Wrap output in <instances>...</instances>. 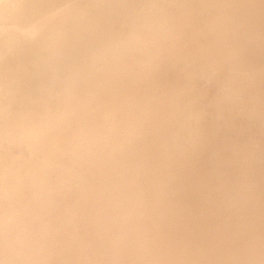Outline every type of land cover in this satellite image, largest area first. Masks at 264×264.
<instances>
[{
	"label": "bare ground",
	"instance_id": "1",
	"mask_svg": "<svg viewBox=\"0 0 264 264\" xmlns=\"http://www.w3.org/2000/svg\"><path fill=\"white\" fill-rule=\"evenodd\" d=\"M47 2L48 3L46 4V0H0V117H1L0 118V130L7 129L8 124H9L8 120L11 117L15 118L17 116H20L19 118H22L24 123L29 122L32 118H29L24 111L27 107L32 108L28 105L31 104V106H33L36 103L40 104L39 102L42 103L43 100H45L47 97H51L52 95L57 94L56 89H54L55 91L52 90L53 91L52 92L47 88L50 92H48L47 94L39 98L34 97L37 91H44V89L42 90L43 87L40 86V85H43L42 84L43 81L46 84H48V82L50 83L55 82V81H52L53 78H51V76L53 73L54 74L59 73L58 76H60L62 67L70 68L75 73L71 77L68 84L66 83L62 84V85H66L64 86L65 88L68 87V85H72V84L77 85L78 82L79 83L84 82L83 78L84 79L91 78V82L88 81V83L89 82L90 83L87 85H88L89 90H91L92 94H96L98 100L102 99L101 97H99V95L103 96L105 100L109 98L112 92H114V91H111L113 87L121 86L123 88L125 85H127L128 81L133 80V77L135 75L136 77H135L134 87L142 88L143 86L148 84L147 83L148 80L154 77H157L155 76L156 73L159 72L161 74L167 71L172 72L174 69L177 68V66L182 69L189 70V71H192L194 68L199 67L203 64L207 67L244 66L250 69L255 68V69H258L259 71L261 69L264 70V34L262 33L256 34L257 29H261L264 32V0H239L238 3L235 2V0H219V2H216V0H47ZM245 15L248 19L251 18L254 21V22H251V26L249 28L243 27ZM172 46H175L177 49L175 53L173 52V50H171ZM129 53H132L131 55L133 58H134L133 54H135L136 56V53H137V58H135L136 61H141L140 56H142V63H140L141 64L140 69H141V73H143L144 76H141V75L139 76L140 72L138 71L135 72L132 66H128V63L131 64L130 62H127V59L131 56ZM130 59L131 58H129V60ZM118 63H123V64L127 63V64L125 65L126 67L123 66L121 68V66H119ZM114 64H117V66H119V68L121 69H119L118 67L117 69L116 67H114L115 69H110L109 67H111ZM102 73L103 75H101ZM159 73L157 74L158 76H159ZM225 74L226 72H224V75ZM233 77L234 79L235 78L237 79L235 75ZM39 79H41L42 82H38ZM238 79H239V76H238ZM241 80L243 79H240V81ZM246 81L248 82L249 79L248 80L246 79ZM57 82H56V85H57ZM231 82L232 83L230 85H234V86H230L231 91H226L225 93L221 92V94L217 93L216 96H214L215 94L214 93L212 95L213 97H210L211 100L203 99V101H201L203 102L202 104L207 106L204 109L205 111L204 113L209 115L207 119L210 117V114H211V115H214L215 120H217L220 123V125L222 126L226 125V127L223 130L227 132L228 134L229 133L231 134V132H233L234 129L236 130L235 133L237 134L238 132L237 130L240 129L241 131L240 130L239 131L240 133L242 132V135L246 136L247 133L245 134V132L249 131L252 134H254L252 136L257 137V139L255 140L254 138L253 141L254 142L256 141L255 144L252 146H249V144L251 145L252 143V142L251 143L249 142V141H252L250 140L251 136L249 135V133L247 136H250V139L245 143L244 139L247 136L246 137L238 136L239 138L237 137L238 139L236 140V137L235 138L233 137V135L236 136L235 133L233 132L232 137H233V141L234 139L235 141L234 142L230 141L229 144L232 142V144L230 145L227 144L229 147L227 150L226 148L224 149L225 152H223L222 150L221 154L219 153L220 155L218 156V153H217L219 152L218 148L222 146L220 145L218 148L216 147L217 150L215 149L217 156L214 155L216 156L213 159L215 161V158H216V164L214 166H216L219 169V172L213 171V172H210V174H205L204 172L207 169L205 170V167L203 166L204 165L212 166V163H215V162L208 160L211 162V164H209L210 162H206L207 164H204L202 166L206 158H203L204 160L202 159L203 161H201L200 157L202 156V154L199 155L200 156L199 157L197 152L193 149V147L191 149V147L186 145L187 148H190V150L188 149L189 151L185 149L186 146L184 148L182 147L186 151L180 150L182 152L181 154L176 153L178 151H172L171 150L172 147L169 149L170 146L176 145L175 143H177V145L179 144L178 143L180 141V140L178 141L179 137L173 138V139H177V141L175 140L176 141L175 142L173 140L174 143L172 145L168 142L170 139L168 140V137L166 138L165 136L166 143L168 142L170 145H168V148H165L167 146H163L165 148L164 149L162 147L164 150L161 148L162 149L161 151L154 152L153 154L151 152L150 154L149 151H144L145 153H147V154H144L143 152V154L146 156H144L142 153L139 152V154L142 157H140V159L138 157V160L141 161L142 160L141 158H143L145 161H147L145 162L147 164H145L143 161L142 162L144 164L141 162L142 165H147V166H144V167H147V169H148L149 164H152L151 166H155L152 163L154 162L153 161L154 159L158 161L159 163L163 159H166L171 163L178 164L176 167H172V168L168 167V169L166 168V170L171 174L170 176L163 178V176H160V174L159 175L157 174L156 176L152 178L149 177L150 181L156 180L154 184H152L154 185L155 190L152 185H151L152 187L150 188L151 190L152 188L154 190V192L152 193H154V195L155 193L157 195L161 194L162 196L161 198L163 200L162 204L160 203L161 206L160 204L158 205L159 201L157 200L158 201L157 205L161 208L156 207L158 210L157 211L154 210L156 214H153L154 215L153 217H155L157 220L158 218L157 214H160L159 213L160 211H161L162 216H166L168 218L174 214L180 217L174 220L175 222L177 221L176 223L171 222L170 219H172V217L169 219L167 218V220H165L166 223H169L168 225L167 224L166 225L172 227V229L170 228L171 229L170 231L169 230L167 232L165 231L166 234L161 235L160 238L159 237L157 238V236L159 235V232L161 231V229L159 231V227L163 223L162 222L163 220L161 219L162 216H160L161 217L160 219L162 221L160 223L159 222L160 219H158L159 220L158 222L160 225L158 226V229H156L159 232H157L158 234L156 235V237L153 236L156 239L153 240V238L148 237L149 240L144 241V239H146L145 237L148 236V234H145L147 233L145 232L147 223H143L141 221L144 219L142 217L144 215L141 209L145 206L147 207V205L148 206L150 205V204H145L147 203V200L149 198H152V203H154L153 199L155 198L158 199V197H151L153 195L152 193H149L148 195V191H150V189L148 190L149 187L147 188L148 191L145 189H144L145 191L143 189L141 190L144 192L147 191V195H138V194H142L141 191L140 193L138 192V194L134 193L133 197L135 199H139L138 201H140V203L142 202L141 204L139 203L140 205L139 204L135 205L134 203L132 205L124 204V206L126 207L124 208V210L122 209L123 212H120L118 215H116V218H105L106 216L103 218V212L99 210L101 209L100 205L103 203V202L100 203V197H105V195H103V193L101 194V192H104L103 187L108 181L107 178L109 176L111 180L115 178V175H114L115 170H113L114 168L109 169L110 167H108V169H106L105 167L107 165L105 164L107 163L106 162L107 159H105V162H103L105 165L103 166L106 169L105 172L107 173V176L106 174L101 175L102 178L99 177L101 179H96L97 180L96 182H92L95 184H92V186H90V183H89L90 179H89V175L87 174H84V177L80 178L79 180H72L68 177V175H67V178H62L63 176L59 178L60 177L59 174L55 173L57 175L54 178H56L57 182L53 181L50 183H46V180L52 178V176H54L53 173L56 170L58 171V169L54 170L55 164L51 165V168H49L47 161H44L42 159H36L34 157L35 158L34 164L36 168L40 162H44V164L39 168L41 170L37 171V172H40L38 176L32 175L33 181L35 180V182L37 183L35 185H39V189H38L40 191L39 198H36L37 199L36 200L32 197L34 199L32 201V199H28V196L31 193H26L27 191L25 190H14L12 185H10L11 183H10L9 177L11 174H13V169L16 170L17 168L19 170L22 168H26L28 166L29 161L31 160L30 155H28L27 153L32 154L30 153L31 151L28 150L30 149L31 146L27 148L28 151L24 150L25 152L27 151L26 154L24 152H23L24 154L21 153L23 149L25 148V145L28 146V144H25L26 142L25 140H20L18 144L15 141H13L11 146L8 147L9 148L8 151L0 154V184L2 183L4 179H5L4 180L5 182L2 183V185L4 184L6 185L7 181L9 182L8 183L9 185L7 184L9 187L8 189H4L5 186L4 188L0 187V189H4L3 192L5 191V193H7L5 196L2 195L3 196L2 200L5 197L6 202L10 201L13 203V206L11 205L13 207L12 208L8 204H6L5 201H3L6 204V206L8 205L7 207H4V208H9L8 209L9 211L11 210L10 208H12V210L10 212L6 210L8 212L7 219L4 220L5 218H2V220H4L5 222L3 221L4 223H0V241L1 242L4 241L6 244H8L9 240L13 241V239L15 240V238L19 239L18 237L26 239V241L28 240L26 245L28 243L32 244V248L29 247L31 249H29V252L26 253L27 255L25 254V256H27L26 258L30 260V262H26V264L27 263L28 264L38 263L39 264L40 262L41 264L46 263L45 262L46 260L44 261L39 256V252L40 251L42 252V250L46 249L47 246L50 247L51 244L49 245L47 244L51 242V240L53 241L56 238L57 236L56 234H58L56 232L58 229L54 228L53 226H56L57 223L61 220L62 221L61 223L62 224L65 223L66 226L69 224V228L67 227V229H64V231L71 230L73 227L70 229V226L75 225V218L71 216L73 214H69L71 212L68 213V210L66 207V210L64 209L65 211L63 212L64 214H62L63 217L60 216L62 219L60 220L58 219L56 225H53L52 223L53 225L52 226L51 222L46 223L47 221L45 223L42 222V224H40L38 220L36 221L35 224L39 223L37 225L41 226L45 224V226L46 225L48 226V227L44 226V228L50 227L49 229H51L53 227L55 229L54 230L52 228V230H50V231H53V233L52 232L50 233L51 235L56 233L55 236L53 235V238H51L52 236H48L47 238V236L45 237L44 235L45 239L47 238L49 240L51 238V240L49 241L43 239L42 232L44 233V230L41 229L42 227L39 228L40 231H37L38 230L37 228L35 231L36 233L33 234V231L32 232L30 231L31 233H29V231L25 229V225H23V223L26 222L28 224L29 222H31L29 220L34 221V218L32 217H36L35 214L36 213L38 214L37 210H40L38 209L37 206H41V205L47 206V204H52L54 202L53 200H52L53 202L51 203H45V202L47 198L48 197L50 198L51 196H53L52 194H54L57 190L70 188V191H71L72 186L74 187L76 186L80 188L79 190L77 189L78 193L79 192L82 193V191L80 190L84 191L83 197L91 196L90 198L88 197L89 202H85V201H88L87 198L86 197L82 198L81 196L82 201L78 200L77 203L80 205L84 204L83 207L87 203H89L87 205L91 207V210L90 209H87V210L91 212V215L93 214L92 217L94 216V218L92 219L87 218V219L89 221L90 220L92 221L94 219V221L96 222L94 226L98 227L100 225V227H102L101 228L102 231H100L101 233L105 230L108 231L113 226L117 228L118 226H120L121 222L126 218H128L132 222L134 220L135 223H133V225L134 226L136 225V226L133 227V225H131L132 226L131 228V226H129L130 224H132L131 222L128 225L129 228H127V230L131 229V231L129 230L126 232L125 229H123L124 231L119 230V238H120V235L126 236V234L127 235L131 234L134 237L136 234L139 235L142 232L143 233L145 232L144 234L142 233L143 235H145V236L142 235L144 238L135 237L137 244L135 246L133 245L134 247H131L130 250L132 251L131 253L132 257L131 258L129 256L128 257L130 258V260L132 259V261H128V262L124 261L125 259L123 258L121 259V254L124 255L123 254L124 252L121 253V251H117L121 253V254L118 253L120 254V257H119V255L115 252L116 250L114 251V249L118 248L119 246L118 247L116 246L115 248H113V246L110 245L112 248H110V250H107L109 244L108 245L105 244L108 241L106 242V240L104 239L108 236L104 235L105 236L104 237L102 235L104 239L103 241H101V244H105L104 249L107 250L106 255H108V253L111 255L113 251L116 253V257H114L115 260L113 261L114 262L113 264H158V261L162 262V264H202L203 259L204 258L206 259V257H207V260L210 258H213V261H216V262L223 261V263L219 262L220 264H254L255 262L253 263L252 261L251 263V260L256 261V264H264V108L262 107L263 102L261 103V101L259 100V98L263 95V94L262 95L260 94L264 92L263 91L264 89H263V86H261L263 90L261 91L260 94L257 93L259 92L260 87L256 83H253L251 86L252 88H253V85L255 84L259 87V89H257L258 91L254 93L255 94L254 95L252 94V91H239V88L246 85L247 82L244 85H239V86H236V85L242 84L243 81L242 83L237 82V81H231ZM249 85H251V83ZM246 87L249 88L247 85ZM57 90H58V87H57ZM65 91H67V89H65ZM80 91H85V89H82ZM217 92H220V91H217ZM24 93L33 94V99L31 100V103L26 104L27 102L20 101V95H23ZM93 110H94V107H93ZM169 118L168 120L170 121ZM171 120L174 121L173 119ZM199 123L201 122L199 121ZM175 124H172V125L175 126ZM165 141H161V144H165ZM213 141H216V140H213ZM141 143H144V142H141ZM135 144L136 143H134V145ZM145 144H143V146H146ZM115 145L120 146L118 144H115ZM122 145L124 146L126 144H122ZM181 145L182 144H180L179 146ZM143 146L142 148L144 149ZM149 146H150L149 148H147L148 146H146L145 148H147V150L148 149L150 150V148L154 147V149H151L153 151L155 150V148L157 150V147H160L157 145H154V146L149 145ZM127 147L120 146L119 149H122L123 151H120V150L118 151V149L117 151H114L115 148H113L112 150L110 149V151L108 150L107 151L109 153L113 152V154H116L117 152H119L120 154L121 152L124 153V151H127L128 155H129L128 152L131 153L130 154L131 157L132 155H134L135 157L138 156L137 151H134V149L130 151L128 150L130 146L128 148ZM138 147L139 146H137V148L134 147L135 150H138ZM66 149H67L66 147L62 148V145H60L59 150L58 149H57L58 151L56 150L58 152L57 154L58 157H55V159L60 160L62 162L61 164L63 165L67 164L66 166L68 167L69 165L72 166L73 171L75 167V165L73 164L74 162L75 164L77 162H81V163H77V166L81 164L80 166L82 167V162L84 163V161H86L87 158L86 160L85 159L81 160L79 159V156L78 157L71 156L67 153ZM158 150H160V148H158ZM177 150L179 149L177 148ZM211 150L212 149H209V153ZM94 151H92V154ZM102 151H104L103 148L101 149V152ZM55 152H53L54 154L50 152V155L52 154L53 156H55L56 155ZM87 152L88 151L86 150L85 153ZM95 152H97L95 154L100 153L98 152V150H96ZM80 153L77 155L82 154ZM85 153L83 154V157H86ZM95 154L93 155L94 157L97 156ZM109 155L111 156V154ZM121 155L119 156V158L121 157ZM208 155L209 154H207V156ZM103 156H100V157H103ZM116 156L117 155H115V157L113 158L116 159ZM205 156L206 155L204 153L203 157ZM212 156L209 155V159L213 158ZM50 157H48V160L50 159ZM133 157L132 159L135 161L136 158L134 159ZM109 159H112V157ZM121 159H123V156ZM50 160H53L52 157ZM115 161L117 162V159ZM118 161L120 162V160ZM122 161L124 162L123 164H125V159ZM126 161H128V159H126ZM179 161H182L183 164L182 163L180 164H182L183 166L179 164ZM112 162H114V160ZM119 162H118V165H119ZM139 162L136 163V165L139 164ZM127 163H126V167H128L127 165L131 164V162L129 164ZM123 164L122 165L120 164V165L123 166ZM63 165H60L59 167H62ZM110 165H107V166H110ZM137 166L139 167L140 165H137ZM132 167L134 166L132 165ZM128 168H131V166H129ZM138 169L142 170L143 166ZM152 169H155V168H152ZM70 170L72 171V168H70ZM108 170L109 171L111 170L110 173H112V170H113V174H112L113 176H111V174L108 173L109 172ZM123 170H126V169H123ZM132 170L130 171L129 169V171L127 170V172L131 173ZM141 170H140V173L145 175L144 174L145 170L144 171L142 170L143 172H141ZM118 172H116L115 174H117ZM206 172L209 173L208 171ZM176 173L178 174L176 176H173ZM70 174H73V173H70ZM75 174L77 175L76 172ZM119 174L116 175L117 180L121 181L123 185H120L121 183L117 181L119 183V186L117 185L116 186L118 188L121 186V188H119V191L122 192V194H124V196H122L123 198L127 196L126 195L127 193L130 192L131 194L133 192L134 189L132 190L131 187L135 184L131 183L132 181L134 182L136 181L139 183L145 180L144 176L143 177L140 176L142 174L139 175L140 178L138 177L139 178L138 181L136 179L135 180L131 179L135 177H131L130 178L131 182H130L129 181L130 176L128 177L126 174L125 176L119 177L121 178L120 180L118 178ZM136 175L138 176V174ZM27 177H29V175H27ZM70 177L72 178V176ZM21 182H22V178L19 179L18 177L15 183V186H18V184H20ZM109 187L110 186H108V188ZM73 190L74 188L72 189V192ZM89 190L90 192L91 191L93 192V194L91 193L92 195L89 194L90 192L89 193L87 192ZM75 191L76 189L74 190V192ZM85 191L89 195H85L86 194ZM134 191H138V190H134ZM79 194L77 197L75 196V198L78 199L80 197ZM70 196H72V194ZM129 197L127 196V199ZM60 200L62 201V199ZM138 201L136 200L135 203ZM143 201H146V202H143ZM12 203H9V204H12ZM114 203L115 202L110 201L108 204V208L113 207ZM5 204L3 206H5ZM105 204H106V201H105ZM115 207L116 206H114V208ZM20 208H24L26 211L21 209L22 211L21 212L19 210ZM86 208L84 207V209ZM46 209H51V207L46 208ZM102 209H104V207ZM138 209L141 210L139 213H137ZM87 210H85V212ZM145 210H147V208ZM44 212L53 213L52 211H48V212L44 211ZM39 213H41V211ZM46 213H45V217H47ZM5 214L6 212L2 216L5 217L6 216ZM47 215L49 216V214ZM54 216H57V215L55 214ZM86 216H87V213H86ZM111 216H113V214H111ZM37 217L39 218V215ZM50 217L53 218L52 216ZM50 217H48L49 221H50ZM88 217H91L90 213ZM146 218H145V222H146ZM18 219L24 222L23 223L21 221L17 222ZM44 219L47 220L46 218ZM78 219L83 221L82 217ZM87 219L86 221H84L85 223L88 222ZM2 220H0V222H2ZM42 220L43 219H41L40 222ZM153 220H150L151 223L149 222L150 230H151L152 225L153 226L158 225V223H156L157 221L155 220L153 221ZM77 221L78 220H76V223L78 224ZM11 222L13 223L17 222L18 224L21 223L22 225L19 224V226L17 225L19 228L16 227V229H14L15 224L12 225L13 223ZM5 223L6 224L10 223L12 225V226L10 225L11 228L14 226L13 230H11V228L8 226L9 227L8 229L11 230V233L7 229L6 230L8 232H6L5 229L2 230V228L4 227L2 226V224L6 226ZM48 224L51 226H49ZM62 224L60 225L61 227L63 226ZM121 226L118 228L120 229L123 227ZM165 226H162V228H164ZM125 227H127V225H125ZM148 227H147V230H148ZM29 228L30 227H28V230ZM82 228L83 227L81 228L79 227L77 229L80 230ZM1 230L4 232H2ZM113 230L111 229V231ZM153 230L155 232V228H152L151 231ZM97 231H99L98 228H97ZM59 232H60V229H59ZM96 233H94V235ZM101 233L98 232L97 236ZM134 233L136 234L134 235ZM92 234H91V237L94 236V235L92 236ZM59 235L61 236V234ZM66 235L67 236L65 237L67 238L69 234L67 233ZM60 236H58V238ZM79 236L81 237V234ZM181 236H183L184 238L188 237V239H191L193 241V243H191L192 247H194L193 244L195 242L198 245V247L202 249L204 253L202 251H199V253H196L195 251L191 253L190 252L191 250H189L190 248L188 249L186 247V244L188 241H186L184 238L183 239L185 240L184 242L185 244L183 242L181 243H183L184 246L186 247L187 249L186 251H185L184 246H182L183 247L182 249L176 248L177 245L174 247V244L172 245V243L176 244V242L174 241H176L178 238L180 240V238H182ZM95 237L96 236H94V238ZM109 237H111V234L109 235ZM117 237H118V234H117ZM130 238L132 237L130 236ZM60 239L61 238H59V240ZM84 239H85V236H84ZM124 240H126V237ZM16 241L14 242V244L16 243ZM45 241H47V244H46L47 246L44 244L46 247L42 245V243H44ZM113 241H114V238L113 240L111 238V241H109V243H112ZM128 241H129V238H128ZM130 242L131 243L129 245L131 246L133 241L130 240ZM116 243L115 245H118ZM2 244L3 243H0V245ZM22 244H25V243H22ZM69 244L70 243L63 244V246L69 245ZM179 244L180 242L178 243V245ZM35 245H38V246L41 245V246H44L45 248L42 247L43 248L42 249L40 246V250H39L38 249L39 247H36ZM58 245L59 244H57L56 246ZM60 245L53 249H58L59 247H61ZM75 245L77 246V244ZM80 245H81V242H80ZM99 245H100V242H99ZM27 246L26 247L23 246V247H25L28 251ZM187 246H190V245H187ZM23 247L22 248L20 247V248L23 249ZM70 247L74 248L73 245H71ZM80 247H81L80 249L78 247L73 249L74 254H73V251L70 250L72 251L73 256L76 257L77 255L75 254L80 253L79 257H81L80 255H82V251H78V250H82L83 248H82V245ZM86 247H89V246H86ZM177 247H181V246L179 245ZM1 248L2 247H0V249ZM18 248L16 250H18ZM62 248L63 247H61L60 249ZM64 248H63V251H66V249ZM99 248H97L98 251H99ZM121 248L123 251H128V250H124V247H121V246L117 250H120ZM200 248L198 249L200 250ZM50 249H49V253L51 252ZM60 249L55 250V251L60 252ZM76 249L78 250L75 253ZM97 249H95L96 252H98ZM18 251L15 252L16 254L17 253L19 254L18 258H15V259H20L19 260L20 262L18 263H22L21 261H24L23 258H25L23 253H25L26 250H24L23 253L21 250L19 252ZM45 251L44 253L43 252L40 253V255L42 256V254H45L43 255V258L45 259L47 258V261L48 259H50L51 261V258H53L54 255L56 256L58 255L55 252H54V255L52 254L54 250L52 251V253H50L51 255L49 253L46 254ZM70 251H69V257L71 255ZM88 251L90 252L91 250H88ZM181 251H184V254L190 253L193 256H195L196 254H199L200 257L199 255L198 256L196 255L199 259L191 257L193 260L191 259L192 261H189L187 257H189L190 254H188L189 256L187 255V257L186 256L184 257V254ZM9 252L13 253L12 251H9ZM103 252L105 254V251ZM171 252L175 253L176 255L172 254L173 256H171L170 255ZM1 253H2V249H1ZM9 254L7 256H10ZM134 254L136 255L135 257H133ZM126 255L127 254L125 253V256ZM49 256H52V257H49ZM102 256L100 255L99 257L100 258L102 257L104 259L107 258L105 255H103V253H102ZM215 256H218V257L215 259ZM0 257L2 258L3 256H0ZM10 257H12V259ZM10 257H8V260L10 258V261H8L4 257V259L0 261L1 262L0 264H6L8 262L9 264L10 262L13 263L14 261L13 262L11 261L14 259L13 255ZM21 257H23L22 258L23 260L21 259ZM77 257L75 259L79 260L80 258L79 257L77 258ZM111 257L112 259H114L113 256ZM61 258L62 259L65 258L63 257V253H62ZM109 258H107V262L109 261L110 264H112L111 263L112 260L111 259L108 260ZM68 259H63V260L67 261ZM38 260H43L44 262L38 261ZM63 260L61 261L63 262ZM17 261H15L16 264H17ZM73 261H76V260L73 259ZM83 261L81 263L85 264L86 261H84V263ZM70 262L71 261H69L68 263ZM49 263L50 262H47L46 264H49ZM74 263L77 264V261L73 262V264ZM57 264H58V261H57ZM59 264L61 263L59 262ZM103 264L105 263L103 262Z\"/></svg>",
	"mask_w": 264,
	"mask_h": 264
},
{
	"label": "rangeland",
	"instance_id": "2",
	"mask_svg": "<svg viewBox=\"0 0 264 264\" xmlns=\"http://www.w3.org/2000/svg\"><path fill=\"white\" fill-rule=\"evenodd\" d=\"M216 2H219V0H216ZM235 2L238 3L239 0H235ZM47 3L48 2L46 0V4ZM249 19L245 15V17H244V26L243 27L249 28L251 26V22H254L251 18H249ZM258 33L264 34V32L261 29H257L256 30V34H258ZM171 50H173L174 53L177 51V49H176L175 46H172L171 47ZM129 54L131 55L132 53H129ZM133 55H134V58L131 55L129 57L131 59L130 60H129V58L127 59V62H130L131 63V64L128 63V66H132V68H133V70L135 72H137V71L140 72L139 76L140 75L141 76H144V74L141 73V69H140L141 68V64L140 63H142V56H140V60L141 61H136L135 58H137V53H136V56H135V54H133ZM134 63H136V64H134ZM126 64L127 63H124V64L123 63H118V65L121 66V68L123 66L126 67L125 66ZM119 66H117V64H114V65L111 66L112 68L111 67H109V68L110 69H115L114 67H116V69H117V67L119 68ZM121 68H119V69H121ZM176 70H178V71H176ZM222 71H223V73H222ZM224 72H226L225 75H224ZM257 72H259V73H257ZM158 73L155 74V76H157V77H154V78L148 80L147 81L148 84L145 85V86H143L142 88H135L134 87L135 77H136V75H135L133 77V80L132 81H128L129 83L127 82V85H125L123 88L121 86L120 87H113L111 91H114V92H112V94L106 100L103 98V96H100V95H99V97H101L102 99L101 100H98L96 94H92L91 90H89L87 84H89L91 82V78H85V79L83 78V81L85 83L87 82L86 84L84 82H82V83H79L78 82L77 85L76 84L68 85L69 89H68V87L65 88L64 86H66V85H62V84H65V83L68 84L69 81H70V79H71V77L75 74L74 71L71 70L70 68H64V67H62L61 72H60V76H58L59 73L58 74L57 73H55V74L53 73L52 76H51V78H53L52 81H55V82H52V83L48 82V84H46L44 81L42 82V80L39 79L38 82H42L43 85H40V86L43 87L42 90L44 89V91H37L35 93L34 97H38V98L39 97H42L43 95L47 94L48 92H50V91H52L54 89H56L57 94L52 95L51 97H47L45 100H43L42 103L39 102L40 104L36 103L35 105H33L34 107L31 106V104H29L28 106H30L32 108H29V107L26 108L25 107L26 108L24 110L25 113L27 114V116L29 118H32L29 122L24 123L23 120H22V118H19L20 116H17L15 118L14 117H11L8 120L9 121V124H8V127L6 126L7 129L0 130V147H1L0 148L1 149L0 150V154L5 153L6 151H8V149H9L8 147L11 146V144H12L13 141H15L18 144L20 140H25L26 141L25 144H28V146L25 145V148L23 149V151L21 153L22 154H24V153L26 154V152L29 150V151H31L30 153L33 154L32 155V154L27 153L31 157V160L28 163V166H30V167L27 166L26 168H22V169H19V170L17 168H16V170L13 169V174H11L10 177H9L10 183H11L10 185H12L13 189L14 190H25V191H27L26 193H31V194H29L28 199H32V201L34 199H36V198H39V192H40L38 190L39 189V185H35L37 183L35 182V180L33 181L32 175L38 176V174L40 172H37V171L41 170L39 168L44 164V162H40L39 165H37V168H36L35 167V164H34L35 158L36 159H42L44 161H47V164H48L49 168H51V165L55 164L54 170L55 169H58V171L56 170L53 173L54 176H52V178L46 180V183H50V182H53V181H56L57 182L56 178H54V177H56L57 174H59V176H60L59 178H61L62 176H63L62 178H67V175H68V177L70 179H72V180H79L80 178L84 177V174H87V175H89V179H90L89 183H90V186H92V184H95V183H92V182H96L97 181L96 179H101L102 178L101 175L106 174V176H107V173L105 172V170L108 169V167H110L109 169H113L114 168L113 170H115L114 171L115 173L118 172V171L121 172V173L120 172L117 173V174L120 173L119 176H118V178L121 177V176H125V174H126L128 177L130 176L129 177V181L130 182H131V179H134V180L136 179L138 181L139 178H140L139 175L142 174V173H140V170L141 169L139 170L138 168H140V167L143 166V169L142 170L143 171L145 170V173H144L145 175L142 174L140 176L141 177L144 176L145 177L144 178L145 180L144 181H141L139 183L136 182V181L135 182L134 181L131 182V183H134L135 184V185H133L131 187L132 190L134 189V190H138V191H134L133 190V192L131 194L128 191L129 193L126 194L128 197L130 196L128 199H127V196H125L124 198L122 197V196H124V194H122V192L119 191V188H121V186L119 188L117 187V186H119V183H121V181L117 180V176H116L117 174L114 173L116 179L114 178L113 180H111L110 179V176L107 178L108 181L106 182L105 186L107 188H108V186H110V187L108 189L105 186L103 187L104 192H101V194L103 193V195H105V197H100V195H99V197H100V203L103 202L100 205L101 209H99V210H101L103 212V218L105 216H106L105 218H116V215H118L120 212H123L124 208L126 207V206H124V204H126V205L131 204L132 205L134 203L135 205H137V204L140 203V201H138L139 199H135L133 197L134 193L138 194V192L140 193V191L142 189L143 190L144 189L147 190V188L149 187L148 188V190H149L152 186L154 187V185H152V184H154V182L156 180H151L150 181V178L156 176L157 174L158 175L160 174V176H163V178L164 177H167V176H170L171 174L166 170V168L168 169V167L172 168V167H176L178 165V164L171 163V162H169L166 159H163L159 163L158 161H156L153 158L154 159L153 161L155 163L154 162H152V163L155 166H151L152 164H149L148 165V169H147V167H144V166H147V165H142L141 164L142 161L144 163L147 162V161H145L143 158H141L142 159L141 161L138 160V157H139V159H140V157H142L139 154V152L143 154L144 151H149V153L151 152L153 154L154 152L161 151L164 148L163 146H167L165 148H168V145H170V144L173 145L174 141L175 140L177 141V139H173V138H178L179 137V139H178V141L180 140L178 142L179 144L177 145V143H175L176 145L170 146L169 149L172 147V148H174V149L171 148L172 151H178L176 153L181 154L182 153L181 151H186V150L189 151L190 150V148H187V146L191 147V149L193 147V149L197 152L198 156L202 154L201 157L199 156L201 161L204 160L203 158H206L207 159V160L206 159L204 160V163L202 164V166H203L204 164H207L206 162L214 161L213 160L214 157L217 156V154H216V150H217L216 147L218 148L220 145L222 146V147H219L218 148V151H219V152H217L218 153V156L221 154L222 150H223V152H225L224 149L226 148V150H227L228 147H229L228 145L232 144V142L230 144H229V142L230 141H233V137L234 138L236 137V140H237L239 138L238 136L246 137L248 135V133H249V135L251 136V139H250V136H247L245 138L246 140L244 139V142L246 143L250 139L252 141H249V142L250 143L252 142V143H251V145L248 143L249 146H252V145L255 144L256 141L254 142L253 140H254V138L256 140L257 137L252 136L254 134H252L251 132H249V131L248 132H245V134L247 133V135L245 136V135H242V132L240 133L241 130L238 129L237 130L238 131L237 134L238 133L239 134L237 135L235 133L236 130L234 129L235 131L233 130V132L235 133L236 136L233 135V137H232L233 132H231V134L230 133L228 134L227 132H225L223 129L226 127V125H224V126L220 125V123L217 120H215L214 115H211L210 114V117L207 119V117L209 115L206 114V113H204L205 112L204 109L207 106L204 105V104H202L203 102H201V101H203V99L209 100L210 97H213L212 95L214 93H215L214 96H216L217 93H220L221 94V92H224L225 93L226 91H231L230 90V86H234V85H230L232 83L231 81H237V82H240V83H242V81H243L242 84L236 85V86H239V85H244L247 82L246 79L247 80L249 79V81L247 83H249V84L251 83V85H249V84L246 83V85L249 88H247L246 85H244L243 87L239 88V91H252V94H254V93H256L258 91L257 89H259V87H260L261 90L259 89V92H257V93L260 94L261 91L264 89V70L261 69L259 71L258 69H255V68H251L250 69V68L244 67V66H238V67H231V66H215L214 67V66H211V67H207V66H205L203 64V65H201L199 67L194 68L192 71H189V70H186V69H182V68H180V67L177 66V68L174 69L172 72H168L167 71V72H163L161 74L159 73V76L157 75ZM211 74H212V76H211ZM101 75H103V73ZM234 75H235V77H237V79L235 78L236 80L233 77ZM238 76H239V79H238ZM240 77H242V78H240ZM240 79H243V80L240 81ZM244 79H245V81H244ZM88 81H90V82L88 83ZM56 82H57V85H56ZM253 83H256L259 87L255 84V85H253V88H252L251 86H252ZM261 86H263V89L261 88ZM57 87H58V90H57ZM74 88L76 90L77 89L78 90L76 91ZM65 89H67V91H65ZM82 89H85V91H80ZM70 91L72 92V94H71ZM217 91H220V92H217ZM245 94H247V93H245ZM260 95H262V96L261 97L259 96L261 98V99L259 98V100L261 101V103L263 102L262 107L264 108V99H263L264 98L263 97L264 96V92L261 93ZM72 96H73V98H72ZM62 97H64V98H62ZM74 97H75V99H74ZM32 99H33V94L32 93H29V94L24 93L23 95H20V101L21 102H27L26 104L31 103V100ZM93 107H94V110H93ZM203 117H204V119H203ZM168 118L170 119V121L168 120ZM171 119H173V120L175 119L176 121L175 120L174 121L176 122V124ZM200 119H202L203 121L200 120ZM199 121L201 123H199ZM172 122H174V123H172ZM172 124H175V126H173ZM172 127H174V128H172ZM243 134H244V132H243ZM162 135H163V137H162ZM165 136H166V138L168 137V140L169 139L171 140V141L170 140L169 141L167 140L170 144L168 142L166 143ZM157 137H158V139L159 138L161 139V140L159 139L160 142L157 139ZM182 139H184V140H182ZM212 139L213 140H216V141H213ZM230 139H232V140H230ZM156 140L160 144H161V141H165V144H161L160 145ZM217 140H218L219 143L217 142ZM182 141H184L185 143L182 142ZM234 141H235V139H234ZM133 142L136 143L135 144L136 146L134 145ZM141 142H144V143H141ZM214 142H216V143H214ZM151 143H153V144H151ZM183 143H184V145H183ZM115 144H118L121 147H124V146H126V147L128 146L129 147L130 146L128 150L131 151V150L134 149V151H137V153H138V156L137 157H135L134 155H132V157L134 156L133 157L134 159L136 158L135 161L132 159V157L130 155L131 153L128 152L129 153V155H128L127 154V151H124V153L121 152L120 154H119V152H117L118 154L117 153L116 154H113L112 151H111L112 153H109L108 151H110V149L112 150L113 148L116 149V150L114 149V151H117V149H118V151L119 150L120 151H123L122 149H119L120 146H116ZM122 144H126V145L123 146ZM137 144H139V145H137ZM143 144H145L146 146H148L147 148L150 147L149 145H152V146L157 145V146H160V147H157V150L155 148V150L153 151L151 149H154V147L151 146L152 148H150V150L149 149L147 150V148H145L146 146H143ZM180 144H182V145L179 146ZM21 145H23V144H21ZM60 145H62V148H65L66 147L67 148L66 149L67 150V153L69 155H71V156H77V157L79 156V159H81V160H84V159L86 160V158H87V160L84 161V163L82 162V167L80 166L81 164H79L77 166V163H81V162H77L76 164L74 162L73 164L75 165V167H74V171H73V167L72 166L69 165V167H68V166H66L67 164H64L65 165L64 166L63 164H61L62 162L60 160L55 159V157H58L57 156V154H58L57 151L59 150ZM140 145H142L144 147V149ZM245 145H247V144H245ZM29 146H31V147H30V149L27 150V148ZM137 146H139L138 147V150L140 149L142 151L135 150V148H137ZM110 147H112V148H110ZM182 147L183 148L185 147L186 150L183 149ZM102 148L104 149V151H102V152H104L105 154L101 152V149ZM158 148H160V150H158ZM177 148L179 150H177ZM220 148H222V149H220ZM203 149H205V150H203ZM209 149H212L210 151V153H209ZM24 150H27V151L25 152ZM68 150H69V152H68ZM76 150H78V151H76ZM86 150L88 151L87 153H85ZM94 150L95 151L98 150V152H100V153L95 154L97 152H95ZM92 151H94L93 154H92ZM105 151L107 152V154H106ZM205 151H207V152H205ZM212 151L215 154H213ZM50 152L51 153L55 152L56 155L53 156L51 154L52 155L51 156L50 155ZM202 152L205 153V155H206L205 157H203L204 153H202ZM79 153L82 156L81 155H77ZM84 153L86 154V157H83V154ZM206 153L209 154L210 156L213 155L212 156L213 158H210L209 159V155L207 156ZM94 154L97 155V156L94 157L93 156ZM109 154H111V156ZM123 154L125 155V157H124ZM144 154H147V153L144 152ZM31 155L33 156V158L34 157L35 158L33 159ZM34 155H36L37 157L34 156ZM115 155H117L116 156L117 162L115 161L116 159L113 158V157H115ZM120 155H121V157L119 158ZM214 155H216V156H214ZM50 156L52 157L53 160H50L51 159ZM100 156H103V157H100ZM122 156H123V159H121ZM144 156H146V155H144ZM48 157H50V159H49L50 161L48 160ZM96 157H98V158H96ZM108 157L109 158L112 157V159H109ZM128 157L131 158V159H129ZM105 159H107V161H106L107 163H105V164H107V165H110L111 164L110 166H107V165L105 166L104 165L103 162H105ZM124 159H125V164H123L124 162L122 161ZM126 159H128V161H126ZM111 160L112 161L114 160V162H112ZM118 160H120V162ZM208 160H210V161H208ZM132 161H134L135 163L132 162ZM108 162H110V163H108ZM118 162H119V165L120 164L121 165L123 164V166L120 165L121 166L120 167L118 165ZM127 162H129V163L131 162V164L135 167V168L132 167L131 164L130 165H127L128 167L131 166V168L134 171L131 168L126 167V163ZM138 162H139V164H137V165H140L139 167L136 165V163H138ZM214 162L215 163H212V166H209V165L208 166L207 165H204L203 166V167H205V170L207 169L206 171L209 172V173H207L204 170L205 171L204 172L205 174H210V172H213V171L214 172H219V169L216 166H214L216 164V158H215V161ZM129 163H127V164H129ZM180 163H182V161H179V164ZM115 164L118 165L119 167L116 166ZM145 164H147V163H145ZM182 164H180V165H182ZM209 164H211V162ZM60 165H63L64 168H63V166L62 167H59ZM103 165L106 167V169H105V167ZM124 165H125V167H124ZM150 166L152 168H155V169H152ZM208 167H210V168H208ZM59 168H60V170H59ZM70 168H72V171L70 170ZM121 168H122V170H121ZM63 169L66 170V171H64ZM103 169H104V171H103ZM123 169H126V170H123ZM129 169H130V171L132 170V172H133V173L131 172L132 174L130 172H127V170L129 171ZM67 170L69 171V173H68ZM113 170H112V173H110L111 170L110 171L108 170L109 172L108 171L107 172L110 173L111 176H113L112 175L113 174ZM135 170H137V171H135ZM142 170H141V172H143ZM62 171H64V172H62ZM176 171H177V169H176ZM75 172L77 173V175L75 174ZM134 172H135V174H134ZM55 173H57V174H55ZM70 173H73V174H70ZM136 174H138V176ZM177 174L178 173L174 174L173 176H176ZM27 175H29V177H27ZM65 175H66V177H65ZM69 175L72 176V178ZM87 175H85V176H87ZM18 177H19V179L22 178V182L20 184H18V186H15V183H16V180L18 179ZM99 177H101V178H99ZM131 177H135V178H131ZM119 179L121 180V178H119ZM4 180L2 181V183L5 182ZM117 181H119V183ZM2 183L0 184V187L1 188H4V186H5L4 189H8L9 188L8 187V185H9L8 184L9 183L8 181H7L6 185L5 184L2 185ZM113 185H114V187L117 185L116 187L118 189L116 187L114 188ZM120 185H123V184L121 183ZM6 186H7V188H6ZM35 188H36L37 192H36ZM73 188H74V190L76 189L75 192H74V190L72 192V189ZM104 188H106L107 190L104 189ZM4 189H0V193H1V191L3 193V194L2 193L0 194V199L1 200H2V197L7 194V193H5V191L3 192ZM67 189H68V191H67ZM67 189H59V190H57L54 193L55 195L52 194L53 195V196H51L52 198L51 197L50 198L49 197L47 198V200H46L45 203H51V202L54 201L53 202L54 204L52 203L53 206H52V204H47V206H45V205H43V206L42 205L41 206H37L38 209H40V210H37L38 211V214L36 213L35 216L37 217L39 215V218L38 217L37 218L36 217H32V218H34V221L33 220H29L31 222L28 221L29 222L28 224L26 222H24V221H23L24 222L23 223L19 219L17 220V222L21 221L23 223V225H25V229L27 231H29V233H31L33 231V234H34V233H36L35 231H36L37 228H38L37 231H40L39 228L42 227L41 229L44 230V233L41 230L43 239L44 240H47V241L51 240V238H53V235L55 236V234L58 233V234H56L57 236H56V238L53 241L51 240V242H49L48 244H47V241H45L44 243H42V245H44V244L45 245L46 244L47 245L51 244L50 247L46 245L48 249L47 248L46 249H43L46 246L44 245L45 246L44 247V246H41L40 245L41 248L43 247L42 248L43 250L41 249L43 253H44L45 250H46L45 251L46 254L49 253V249L52 248V249H50V251H51L50 253H52V251L54 250L52 254L54 255V252L58 254L57 256L56 255H54V256L52 255L53 258H51V261H50V259H48V261H47V258L46 259L43 258V255H45V254H42V256H41L40 253H42V252L40 251L39 252V256L44 261L46 260L45 261L46 263L47 262H50L49 264H52L54 262L55 264H57V261H58V264H59V262L61 264H70V263L73 264V262H76L77 261V264H79V263H81L85 259L84 260V261H86L85 264H101V263L103 264V262L105 264L106 263L107 264H110L109 261H108L109 263L107 262V258L110 257L108 260L111 259L112 260L111 263L113 264L114 263L113 261L115 260L114 257H116V253L117 254L120 253V252H117V251H121V253L124 252L123 253L124 255H122L120 253L121 254V259L122 258L125 259L124 261H126V262L132 261V259L130 260V258L132 257L131 256L132 251L130 249H131V247H134L137 244L135 237H137V238H139V237L140 238L141 237L144 238L143 236H145V235H143V234L145 232H147L145 234H148V236L146 235L147 237H145L146 239H144V241H146V240L148 241L149 240L148 237L149 238H153V240H155L156 238H154V237H156V235L158 234L157 232H159L160 229H161V231L159 232V235L157 236V238L158 237L160 238L161 235L166 234V232L168 230L170 231L172 229L171 226H167L169 223H166L165 222V220H167L168 217L162 216L161 215V211L159 212L160 214H157V217H158L157 220H156L155 217H153L154 216L153 214H156V212H154V210L155 211L158 210L156 207L161 208L158 205L160 203L162 204V201H163L162 198H161L162 197L161 194L160 195H157L155 193V195H154V193H152V192H154L155 187H154V190L152 188L153 191L151 189H150V191H148V190L147 191H148V195H149V193H152L154 196L151 194L152 195L151 197H158V199L157 198L153 199L154 200L153 201L154 203H152V198H149L148 200L149 201L151 200L150 201L151 203L147 200V203H145V204H150V205L149 206L147 205V207L145 206L142 209L139 208V209L142 210V213L144 215V216H142L144 219L141 220V221L143 223H147L146 224L147 227L151 223L150 220H153L154 219L155 221H157L156 223H158V225H156V226H153L152 225L151 226V230H152V228H155V232H154V230L153 231L150 230V225H149L148 230H147V227H146V231L144 230L145 232L144 233L142 232L143 234L141 233V234L138 235V234L134 233V235L136 234L134 237L131 234H128V235L126 234V236L125 235L124 236L120 235V238H119V230L121 231V230L125 229L126 232L129 231V230L131 231V229H128L127 230V228H129L128 225L132 221H130L128 218H126L128 221L126 219H124L121 222V224H122L123 227L120 224V226L122 228L119 229L118 227H120V226H118L117 228L115 226L111 227L112 230L114 229L113 230L114 233H113V231H111V229H109L108 231L105 230L106 233H105V231H103L101 233L100 231H102L101 230L102 227H100V225L98 227L94 226L95 223H96L94 221V219L92 221L91 220L89 221L87 219V218H90V219L94 218V216L92 217L93 214L91 215V212L89 210H87V209H90L91 210V207H89L87 205L89 203H87L84 206L85 208L87 207L86 209H84V207H83L84 204L83 205H80V204L77 203L78 200L79 201H82L81 200V196H82V198H85L86 197V196L83 197L84 191L83 190H80V191H82V193L79 192V193L82 194L81 195V194H79L77 192V189L79 190L80 188H78L76 186L75 187L72 186L71 191H70V188H67ZM113 189H115V190H113ZM144 191H141L142 194H138V195H147V191L146 192H144ZM87 192L89 193L90 190L87 191ZM85 193H86V191H85ZM88 193H86L85 195H89L91 193L93 194L92 191L89 194ZM71 194H72V196H70ZM78 194L80 195V197L77 199V198H75V196L77 197ZM94 194H96V193H94ZM63 197H64V199H63ZM88 197H86L87 200L91 196L89 198ZM60 199H62V201ZM1 200H0V205L1 204L2 205L0 206V214L1 213L2 214L0 216L1 217L0 220H2V218H5L4 220H6L7 219V213L10 212L12 210V208H13L12 207L13 206V203L10 202V201H7L6 202L5 201L6 200L5 197L2 200V202H1ZM102 200H104V201H102ZM136 200L138 202L135 203ZM157 200L159 201V203H158ZM3 201H5L6 204H8L10 207H12V208H10L11 209L10 211L8 210L9 208H4V207H7L8 205L6 206V204ZM55 201H57V202H55ZM105 201H106V204H105ZM110 201L115 202L114 203V206H116L115 207L116 209L114 208V206L108 208V204H109ZM8 202L9 203H12V204H9ZM36 202H38V201H36ZM85 202H89V200L88 201H85ZM143 202H146V201H143ZM157 203H158V205H157ZM4 204H5V206H3ZM73 204H74V206H73ZM161 204H160V206H161ZM61 205H62V207H61ZM152 205H153V207H152ZM58 206H60V207H58ZM50 207L53 210L46 209V208H50ZM66 207H67L68 213L71 212L69 214H73L74 216L73 215H71V216L73 218H75V225L74 226H70V229L73 227L72 228L73 230L71 229V230H68V231L67 230L64 231V229H67V227L69 228V224L66 226V224L65 223L62 224L61 223L62 221L60 220V219H62L60 216H62V214H64L63 212L66 210ZM72 207H73V209H72ZM103 207H104V209H102ZM148 207H149V209H148ZM146 208L149 211L145 210ZM153 208H155V209H153ZM21 209L24 210V211H26L24 208H20L19 210L21 211ZM139 209H138V212L137 213H139L141 211ZM85 210H87L89 212H87V211L85 212ZM4 211L6 212V214H5L6 216L5 217L2 216L5 213ZM40 211H41V213H39ZM44 211H47V212L48 211H52L53 213L50 212L52 214L51 215L50 213H46ZM107 211H109V212H107ZM72 212H74V213H72ZM42 213H44V214H42ZM45 213H46V216L47 217H45ZM65 213H67V212H65ZM86 213H87V216H86ZM89 213H90V216L91 217H88ZM148 213L149 214L151 213L150 216H149ZM47 214H49V216ZM55 214L57 216H54ZM82 214L85 215V216H83ZM111 214H113V216H111ZM174 215H171V217H172L173 220L172 219H170V220H171V222L176 223L177 221L175 222L174 220L177 219V218H180V217L178 215H176V214H174ZM42 216L44 218H46L47 220H45ZM50 216H52V217L54 216V217L51 218ZM160 216H162V218ZM48 217H50V221H49V218ZM81 217L83 218V221L80 220V219H78V218H81ZM171 217H169V218H171ZM145 218H146V222H145ZM41 219H43V220L40 222ZM58 219L60 220L58 222L59 224L57 223V220ZM86 219H87L88 222L85 223L84 221H86ZM158 219H160V221ZM4 220H2V222H0V223H4L5 222ZM37 220H38V222L40 224H42V222L45 223L46 221H47L46 223L51 222V225H52V223H53V225H56V223H57V225H58V226L56 225L57 227L52 225L54 228H57L58 229L57 232L55 234L51 235L50 233L51 232L53 233V231H50V230H52L53 227L51 229H49L50 227L49 228H44V226H45L44 223H43L44 225H41V226L40 225H37V224H39V223L35 224ZM52 220H53V222H52ZM76 220H78L77 221L78 224L76 223ZM126 221H127V223H126ZM158 221L160 223H161V221L163 223L165 222L164 224L162 223L163 225L161 224V226H160L161 228L159 227V231L156 230V229H158V226L160 225ZM17 222L16 223L11 222V223H13L12 225L15 224L14 225L15 227L13 226L14 229H16V227H18L19 224H21V223L18 224ZM79 222H80V224H79ZM133 223H135L134 220H133L132 224H130L129 226L133 225ZM7 224H6L7 227L2 224V226L5 227V228L3 227L2 230H4V229L6 230L7 229L11 233V230H13V227L12 228L10 227V225H11L10 223L8 225ZM26 224H27V226H26ZM61 224L63 225L62 227L60 226ZM34 225L36 226V228H35ZM51 225H49V226H51ZM125 225H127V227H125ZM8 226L11 228V230L8 229L9 228ZM78 226L80 228L81 227H83V228L79 230V229H77V228H79ZM86 226H88V227H86ZM91 226H92V228H91ZM135 226L133 225V227H135ZM162 226H165V227L162 228ZM28 227H30L29 230H28ZM45 227H48V226L46 225ZM97 228H98L99 231H97ZM131 228H132V226H131ZM59 229H60V232H59ZM76 229H77V231H76ZM87 229L90 230V231H88ZM7 230H6V232H8ZM92 230H94V231H92ZM149 230L153 234H151ZM95 231L97 233L98 232L101 233V234H99L101 236L102 235L103 236L105 235V236H108L109 237V235L111 234V237H109L110 239L108 237H106L107 239L106 238L104 239L105 236L104 237L103 236L101 237V236L98 235L99 236L98 237L97 236V233ZM2 232H4V231H2ZM79 232H81V233H79ZM92 232H93V234H92ZM45 233L46 234L48 233L49 235L48 234L46 235ZM65 233L66 234L68 233L70 236L68 235V237L66 238L65 236H67V235ZM94 233H96V234L94 235ZM149 233H150V235H149ZM59 234H61V236ZM80 234H81V237L79 236ZM91 234H92V236L94 235L96 237L95 238H94V236L91 237ZM117 234H118V237H117ZM44 235H45V237L47 236V238H48V236H52V237L48 240L47 238L45 239ZM82 235L85 236V239H84V236H82ZM58 236H60L59 237V238H61L60 240H59ZM130 236L133 239L130 238ZM78 237L80 239L81 238L82 239L80 240ZM121 237H123V238H121ZM125 237H126V240H124ZM181 237L182 238H180V240L178 238L176 241H174V242H176V244L175 243H172V245L174 244V247L176 245L177 246L180 245L181 247H177L176 246V248H181L182 249L183 248L182 246H184V244H185L184 242L186 240V241H188L187 244H186V247L188 249L190 248L189 250H191L190 251L191 253L194 252V251L196 253H199V251H202V249L200 247H198V245L195 242H194V244L196 245V247H195L194 244H193L194 247H192V244L191 243H193V241L191 239H188V237L187 238H184L183 236H181ZM18 238L19 239H17V238H15V240L13 239V241L12 240H9V243L8 244H6L4 241L3 242L0 241V243H3L4 244V245L3 244L0 245V247H2L1 248L2 249V253H1V249H0V256H3L2 258L0 257V261L2 259H4V257L8 260V257H10L12 255H13V258L14 259L15 258H18V255L19 254L18 253L16 254L15 252H17L20 247L21 248L23 246L26 247L28 244H30L31 246L30 245L27 246L28 251H27V249L25 247H23V249L26 250L25 253H23L24 250L20 248L21 251L23 250L22 253L24 254V257H25V258L21 257V259L23 258L25 262L24 261H21L22 263H18V262H20L19 261L20 259H15V260L13 259L11 261L12 262L14 261V262L13 263L10 262V264H14V263L16 264L15 261H17V260H18L17 261V264H23V263L26 264V262H30V260H28V258H26L27 256H25V254L28 253L29 252V249L32 248V244L31 243H28L26 245V243H27L28 240L26 241V239H23L21 237H18ZM111 238H112V240L114 238V241L113 242L116 243V241H117L116 244H118V245H115V243H113V242H112L113 244L112 243H109V241H111ZM118 238L120 239V241H119ZM128 238H129V241H128ZM68 239H70V240L72 239L71 240L72 242L70 240H68ZM103 239L106 240V242L108 241L107 243L104 242L107 245L109 244L107 250H110V248H112L111 246H113V248H115L116 246L117 247L118 246L119 247L121 246V247H124V250H128V251H123L122 248L120 250H117L119 248L118 247V248H115L114 249V251L116 250L115 251L116 253L113 251V253H111V255L109 253H108V255H106L107 250L104 249L105 244H101V241H103ZM23 240L26 241V242H24ZM30 240H29V242H30ZM130 240L133 241L131 246L129 245L131 243ZM15 241H16V243L14 244ZM85 241H86V243H85ZM95 241H96V243H95ZM80 242H81V245H82V248L83 249L82 250L76 249L75 253L77 252V250L78 251H82V255H80L81 257H79V254H80L79 252H78L79 254H75V255H77L80 258L79 260H81V261L75 259L77 256L75 257V256L72 255V251H73L74 248H77V247L79 249L81 248L80 247L81 246L80 245ZM99 242H100V245L102 247L99 245ZM118 242L120 243V245H119ZM179 242H180V244L178 245ZM181 242H183L184 244L181 243ZM22 243H25V244H22ZM67 243H70V244L63 246V244H67ZM74 243L77 244V246ZM57 244H59V245L61 244L60 246L63 247V248L65 247L64 249H66V251H63V248L60 249L61 247L58 248V249H60V252L55 251V250H58V249H53V248L58 247L59 245L56 246ZM19 245H21V246H19ZM71 245H73L74 248L73 247H70ZM83 245H85V246H83ZM187 245H190V246H187ZM35 246L36 247H39L38 249L40 250V246H38V245H35ZM51 246H53V247H51ZM86 246H89V247H86ZM29 247H31V248H29ZM186 247H185V251L187 250ZM17 248H18V250H16ZM97 248H99V251H98ZM105 248H107V247H105ZM195 248L198 250V252H197V250ZM198 248H200V250ZM95 249H97V251L99 253L96 252ZM100 249H102L103 251H105V254ZM70 250H72V251H70ZM88 250H91V251L89 252ZM7 251L8 252L9 251H12L14 254L13 253H10V252H9L10 253L9 254ZM69 251H70V254L72 255V257H71V255L69 257ZM100 252H101V254H100ZM181 252L184 254V251H181ZM62 253H63V257H65L63 259H68V257H69L68 260L71 261L70 263H68L69 262L68 260L66 261V260H63L61 258L62 257ZM102 253H103V255H105L107 257V258L105 257L106 259L102 258V257H104V256H102ZM125 253L127 254L126 256H125ZM8 254L10 256H7ZM15 254L17 255V257H16ZM73 254H74V251H73ZM98 254H99V256L100 255L102 256L101 257L102 259L98 256ZM120 254H118L119 257H120ZM172 254L173 255H176L175 253L171 252L170 255L173 256ZM188 254H190V253H188ZM188 254L185 253L184 254V257L185 256L187 257ZM196 255L198 256L199 254H196ZM196 255L193 256L192 254H190V256L188 255L189 257H187V259H189V261H192L193 259L191 257L198 258ZM52 256H49V257H52ZM111 256H113L114 259H112ZM135 256L136 255L134 254L133 257H135ZM199 257H200V255H199ZM217 257L218 256H215V259ZM10 258L12 259V257H10ZM10 258H9L8 261H10ZM19 258H20V256H19ZM72 258L74 260H76V261H73ZM117 258H118V256H117ZM126 259H128V260H126ZM43 260H38V261H43ZM61 260H63V262ZM104 260H106V261H104ZM84 261H83V263H84ZM212 261H213V258H210V259L207 260V257H206V259L205 258L203 259L202 264H220V263H223V261H219L220 263L219 262H216V261H213V262ZM252 261H253V263L255 262L254 264H256V261L251 260V263H252ZM159 262L160 261H158V264H160V263L162 264V262H160V263ZM46 263H44V264H46ZM6 264H9V262L6 263ZM39 264H41V262Z\"/></svg>",
	"mask_w": 264,
	"mask_h": 264
}]
</instances>
